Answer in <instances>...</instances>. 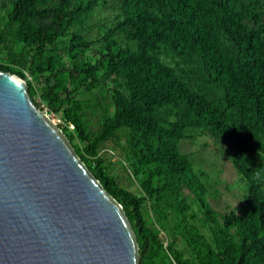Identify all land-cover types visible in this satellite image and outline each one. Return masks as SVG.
I'll list each match as a JSON object with an SVG mask.
<instances>
[{
    "label": "rangeland",
    "instance_id": "374dc122",
    "mask_svg": "<svg viewBox=\"0 0 264 264\" xmlns=\"http://www.w3.org/2000/svg\"><path fill=\"white\" fill-rule=\"evenodd\" d=\"M10 1L0 0V65L9 68L12 72H7L9 74L24 75L22 81L29 86L34 101L39 100L42 89L36 82V67L47 58L54 67L65 64L80 67L87 53L100 52L105 44L120 56V75L111 74L97 84L81 78L69 97H63L58 112L42 104L37 108L47 112L46 118L53 127L65 131L72 145L77 147L78 156L90 169L94 170L98 162L118 190L142 199L140 213L151 246L142 264L208 262L211 252L216 253L214 237H221L218 231L222 224L242 212L247 183L264 180L260 168L264 166V127L258 123L248 136L234 132L231 125L245 124L234 112H229L227 131L217 134L182 107L177 109L172 103L167 108L159 107L157 95L126 70L128 56L140 53L141 42L135 30L114 28L119 18L110 0H97L89 12L66 17L60 36L46 44L40 56H36L34 50L26 55L18 36V25L6 21ZM60 1L46 0L39 7L55 8ZM87 1L64 0L63 11L84 7ZM232 6L241 13L243 24L259 30L264 39V0H235ZM252 13L259 18V25L253 22ZM71 35L76 37L75 42H71ZM218 38L225 51L234 57L233 46L223 35L219 34ZM155 48L153 53L144 52L171 69L178 83L214 107L224 106L221 90L206 77L197 57H178L165 45H155ZM65 86V81H61L60 88ZM126 109L163 129L178 118L184 138L175 143V148L189 167L184 171L175 170L165 162L161 150V142H171L167 139L160 142L146 134L124 115L119 117L118 129L99 140L94 152H90L91 140L112 122L115 111ZM76 126L83 130L86 139L80 138ZM233 161L243 168L244 176L235 169ZM260 192L264 200V185ZM227 234L239 241L234 228Z\"/></svg>",
    "mask_w": 264,
    "mask_h": 264
},
{
    "label": "trees",
    "instance_id": "16d2710c",
    "mask_svg": "<svg viewBox=\"0 0 264 264\" xmlns=\"http://www.w3.org/2000/svg\"><path fill=\"white\" fill-rule=\"evenodd\" d=\"M44 1L46 0L10 1L6 21L18 25V36L26 55L34 50L35 55L40 56L44 46L60 36L66 17L87 13L97 2L89 0L84 7L63 11L64 0L55 8L39 7ZM110 1L111 8L119 18L114 28L119 31L135 30L141 42L140 53L128 56L126 70L157 95L159 107L167 108L171 103L177 109L182 107L196 121L217 134L227 131L229 112H234L245 124L231 125L234 132L248 136L251 128L258 123L264 127V39L259 30L249 29L243 24L241 13L233 9L232 3L235 0ZM251 18L256 25L260 24L256 14L252 13ZM219 34L233 46L234 57L225 51L218 38ZM75 39L71 35V42H75ZM155 45L169 47L178 57H197L206 77L221 90L224 106L218 109L187 86L178 83L173 78L171 69L160 65L149 53L144 52H155ZM87 54L80 67L69 64L54 67L49 58L37 65L36 82L42 89L38 95L39 100L34 101L27 86L32 103L36 105L40 102L50 111L58 112L63 97H69L81 78H85L90 84H97L107 80L111 74L120 75V56L110 45L105 44L100 52L90 51ZM0 71L12 73L3 65H0ZM16 76L24 79L22 73L17 72ZM133 77L131 78L134 80ZM61 81L66 83L63 89L60 88ZM120 115H124L160 142L163 139L170 141V144L161 142V150L165 162H169L175 170L184 171L189 167L175 148V143L184 138L180 133L182 124L178 118L163 129L146 117H137L129 109L115 111L112 122L103 128L98 137L91 140L88 147L90 152H94L99 140L111 136L118 129ZM75 128L80 138L86 139L83 130L79 126ZM61 133L78 156L77 147L72 145L70 137L65 135L63 129ZM78 158L101 188L120 205L134 234L138 263L142 264V259L151 250L140 213L142 199L118 190L103 173L98 162L93 170L82 157ZM232 164L244 176L243 168L235 161ZM260 168L264 172V166ZM263 185L264 180L247 183L241 214L222 224V229L218 231L221 237H214L216 253L211 252L210 260L202 264H264V200L260 192ZM203 207L205 208L204 205ZM230 228H234L238 242L227 234Z\"/></svg>",
    "mask_w": 264,
    "mask_h": 264
},
{
    "label": "water",
    "instance_id": "95a60500",
    "mask_svg": "<svg viewBox=\"0 0 264 264\" xmlns=\"http://www.w3.org/2000/svg\"><path fill=\"white\" fill-rule=\"evenodd\" d=\"M0 264H139L121 207L0 71Z\"/></svg>",
    "mask_w": 264,
    "mask_h": 264
},
{
    "label": "built area",
    "instance_id": "2783aa9c",
    "mask_svg": "<svg viewBox=\"0 0 264 264\" xmlns=\"http://www.w3.org/2000/svg\"><path fill=\"white\" fill-rule=\"evenodd\" d=\"M40 106H41V103L38 102V103L36 104V107H40ZM45 114H47V112H45Z\"/></svg>",
    "mask_w": 264,
    "mask_h": 264
}]
</instances>
